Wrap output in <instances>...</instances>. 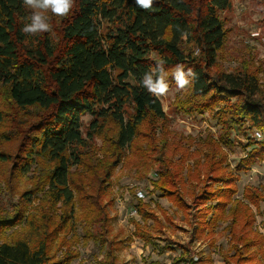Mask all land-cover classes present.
Returning <instances> with one entry per match:
<instances>
[{
    "label": "trees",
    "instance_id": "obj_1",
    "mask_svg": "<svg viewBox=\"0 0 264 264\" xmlns=\"http://www.w3.org/2000/svg\"><path fill=\"white\" fill-rule=\"evenodd\" d=\"M231 5V0H154L152 8L144 10L135 0H75L54 38L47 32L23 34L31 10L22 0H0V97L13 110L0 107L4 137L0 168L11 164L14 174L32 175L36 180L34 188L23 193V206L12 204L7 215L0 217V239L22 223L36 194L47 187L23 232L0 240V264H72L79 258L71 248L77 236L73 188L80 193L79 219L86 238L94 236L108 244V264H115L113 242L108 241V209L113 204H104V199L112 191V174L121 165L123 152L134 145L128 170H140L145 176L157 164L154 192L162 194L185 220L192 207L196 210L195 237L210 238L214 243L215 228L225 223L229 248L224 263L264 264V234L254 228L256 218L251 210V206L259 210L264 204V185L247 186L242 199H233L239 178L227 168L226 153L218 142L212 138L199 141L193 164L186 168L187 153L173 148L179 142L169 129L163 128L160 140L167 157L159 155L152 162L148 153L155 138L141 130L150 117L167 118L160 99L142 87L143 75L160 59L166 70L183 64L197 74L190 85L193 107L220 108L218 124L225 131L221 142L231 148L236 138L247 151L238 169L264 162V141L258 143L248 135L251 129L264 132L261 69L244 62L237 73H221L215 78L210 74L226 41L220 14ZM189 47L198 55H192ZM201 100L204 103H197ZM128 107L133 110L130 115ZM85 115L91 116V129L98 134L101 122L117 126L111 141L112 160L98 165L83 159L94 138L92 132L84 137ZM141 136L148 139V150L138 144ZM7 142L16 147L7 149ZM179 153L181 159L174 161ZM84 170L90 171L88 181L75 185L74 176ZM134 208L142 218V223L133 221L134 237L149 241L148 222L153 221L154 226L162 222L148 204L139 200ZM192 260L203 264L202 259Z\"/></svg>",
    "mask_w": 264,
    "mask_h": 264
},
{
    "label": "rangeland",
    "instance_id": "obj_2",
    "mask_svg": "<svg viewBox=\"0 0 264 264\" xmlns=\"http://www.w3.org/2000/svg\"><path fill=\"white\" fill-rule=\"evenodd\" d=\"M231 2V8L220 14L226 33V41L218 54L217 65L210 74L215 78L221 73H237L243 70L244 62H250L255 69L256 67L261 69L259 80L264 93V0H231ZM64 20L65 18L52 16L50 22L53 28L51 32L47 33L56 38L55 32ZM189 52L192 55H198V51L192 47H189ZM156 58V54H153L152 59L155 60ZM167 71L171 73L172 69ZM168 83V94L159 98L167 117L166 120H152L150 117L141 125L143 133H150V137L155 138V145L148 153L149 160L152 162L154 157H159V155L167 157L165 156L166 152L160 147L162 130L166 128L179 142L178 145H173V148L183 149L187 153L186 168L193 164V152L198 149L199 141H208L209 138H212L220 144L222 151L227 156V168L239 178L236 181L238 192L233 196V199H242L244 189L247 186L264 185V162H258L247 170L242 168L241 171L238 167L241 160L246 157L247 151L238 145L236 138L232 139L234 147L231 148H227L221 142L220 138L225 131L218 124L217 114L220 113V108L209 105L194 108L190 86L186 90H178L171 74L168 77ZM198 102L202 104L204 100ZM0 107L10 112L13 111L12 107L7 105L6 98L3 97H0ZM127 112L130 115L133 110L128 107ZM24 114L20 112V115ZM91 122V116L85 115L83 117L84 137L86 138L87 132L94 133V138L90 142L91 149L83 159L100 165L115 157L111 141L114 140L117 126L112 123L101 122L100 125L103 128L98 134L91 129ZM257 131L251 129L248 131V135L258 143L263 142L264 140L256 138L255 133ZM1 133L2 130H0V144L4 142ZM235 136L233 134V137ZM139 139L138 144L144 150H148V139L142 138V136ZM239 141L245 144L242 139ZM5 147L14 149L16 144L7 142ZM133 153H135V145L123 152L122 163L112 174V191L104 199V204L108 202L113 204L108 209L110 217L108 241L113 242L111 245L114 248L112 250L115 256V264H193L192 259L194 261L202 259L203 264H225L223 255L229 248V236L225 231L226 224L220 223L215 228L214 243L210 238L195 237L196 219L193 214L196 210L192 207L188 219L185 220L183 215L176 212L162 194L154 192L152 181L158 179L159 166L157 164L153 163L145 176H141L140 170H128L127 162L133 159ZM181 155V153L177 154L174 161L181 159ZM93 163H91L92 166ZM11 167L9 164L0 168V210L3 211L0 213V217L7 215L12 204L23 206L21 202L23 193L34 188L36 181L32 175L22 177L14 174ZM89 174V170L79 172L74 176L75 185L88 178ZM41 189L43 190L36 194L32 204L27 207L22 223L8 230L0 240L10 239L13 233L23 232L26 228V219L35 212V209L40 207L43 201L42 198L47 187L44 186ZM73 189L76 203L75 228L77 236L72 241L71 248L79 253V258L74 260L72 264H108L109 245H104L101 240H97L94 236L90 239L86 238L83 222L79 219L82 215L78 203L80 193L76 188ZM139 193L144 198H139ZM139 200L148 204L150 210L155 212L162 222L161 226H154L153 221L148 222L147 227L151 237L149 241L134 237L133 221L142 223V218L138 212L136 215H132L131 212ZM161 210L166 212L167 216ZM251 210L256 218L254 228L264 234V204H261L259 210L251 206ZM99 230L95 228V232L98 234H100ZM71 236L72 234L69 237L71 238ZM1 243L2 241H0ZM183 247H188L189 251Z\"/></svg>",
    "mask_w": 264,
    "mask_h": 264
},
{
    "label": "clouds",
    "instance_id": "obj_3",
    "mask_svg": "<svg viewBox=\"0 0 264 264\" xmlns=\"http://www.w3.org/2000/svg\"><path fill=\"white\" fill-rule=\"evenodd\" d=\"M154 0H135V4L144 10L152 8ZM22 5L31 10L28 17L29 22L21 29L22 33L28 36L51 32V17L66 18L75 6V0H22ZM51 14V15H49ZM186 36V34H184ZM165 62L160 59L156 67L146 72L141 80V85L153 97L160 98L168 94V77L171 74L178 90H186L197 78L193 68L183 64H177L171 73L165 69ZM257 139L264 140V135L259 131L255 133Z\"/></svg>",
    "mask_w": 264,
    "mask_h": 264
},
{
    "label": "built area",
    "instance_id": "obj_4",
    "mask_svg": "<svg viewBox=\"0 0 264 264\" xmlns=\"http://www.w3.org/2000/svg\"><path fill=\"white\" fill-rule=\"evenodd\" d=\"M260 133H261V135H264V132H260ZM138 197L139 198H144V196L141 193L138 194ZM131 214L132 215H136L137 214V210L136 209H133L132 212H131Z\"/></svg>",
    "mask_w": 264,
    "mask_h": 264
}]
</instances>
